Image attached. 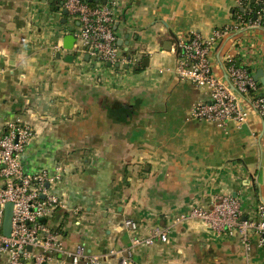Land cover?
<instances>
[{
    "label": "crops",
    "instance_id": "crops-1",
    "mask_svg": "<svg viewBox=\"0 0 264 264\" xmlns=\"http://www.w3.org/2000/svg\"><path fill=\"white\" fill-rule=\"evenodd\" d=\"M52 1L0 0V128L19 121L34 130L21 158L26 172L61 169L54 191L67 210L50 225L65 249L82 244L102 256L100 264H120L126 252L132 264H264V249L246 253L237 238L195 219L175 222L216 196L238 198L246 212L264 200L260 117L250 110L239 129L194 119L206 92L168 71L177 40L231 25L236 0H117L116 45L138 56V71L85 60L77 42L66 50L78 22L63 16L62 0ZM211 60L225 83L228 60L264 75V29L232 31ZM156 230H167L166 242L131 249ZM6 259L0 255V264Z\"/></svg>",
    "mask_w": 264,
    "mask_h": 264
},
{
    "label": "built area",
    "instance_id": "built-area-1",
    "mask_svg": "<svg viewBox=\"0 0 264 264\" xmlns=\"http://www.w3.org/2000/svg\"><path fill=\"white\" fill-rule=\"evenodd\" d=\"M256 2V8L250 4ZM236 0L235 20L231 25L216 29L209 38L191 32L177 40V57L168 70L181 82L204 90L208 102L191 109V117L225 127L229 123L239 129L249 118L250 110L257 113L264 127V93L248 70L228 60L229 82L221 81L214 73L211 52L217 41L234 30L264 29V0ZM72 22H78L73 36L78 43L75 54H87L103 64L135 68L140 65L137 55L121 53L116 45L114 26L117 0L95 4L87 0H62ZM264 133V131H263ZM34 130L16 121L0 128V255L5 264H100L102 256L90 254L82 244L66 250L50 221L57 210H67L65 199L54 188L62 180L61 169L54 172L28 173L22 166V154L34 138ZM264 177V163L261 168ZM12 204L11 230L2 234L4 205ZM188 218L205 224L212 232L235 237L244 251L253 247L264 249V200L253 211H244L241 201L231 195L216 196L209 208H193L187 216H178L175 222ZM123 227L136 231L138 225L124 220ZM167 230L155 231L149 238H135L131 249L151 245L155 240L166 242ZM27 248H30L29 250ZM129 251V250H128ZM115 253L114 251L110 252ZM120 264H132L126 252Z\"/></svg>",
    "mask_w": 264,
    "mask_h": 264
},
{
    "label": "water",
    "instance_id": "water-1",
    "mask_svg": "<svg viewBox=\"0 0 264 264\" xmlns=\"http://www.w3.org/2000/svg\"><path fill=\"white\" fill-rule=\"evenodd\" d=\"M254 0H251V2H253ZM52 0H49V3H52ZM62 5V4H61ZM62 14L63 16H67L68 13L66 11V9H62ZM65 22V19H63V23ZM67 42V44L65 43ZM76 40L75 37L73 35H68L65 39H64V44L63 47L66 50H72L73 45L75 44ZM117 43L120 45V41H117ZM72 56H67L66 60L67 61H72ZM90 57L86 54L84 59L88 60ZM107 66L110 67L111 65L109 63H107ZM115 67H118V64L114 65ZM125 68L127 66H124ZM255 81H260L263 85H264V75L263 72L261 70H258L256 72V74L253 76ZM11 221H12V204L11 203H7L4 205V213H3V222H2V234L5 237H8L10 234V230H11ZM28 250L30 248H27Z\"/></svg>",
    "mask_w": 264,
    "mask_h": 264
},
{
    "label": "trees",
    "instance_id": "trees-1",
    "mask_svg": "<svg viewBox=\"0 0 264 264\" xmlns=\"http://www.w3.org/2000/svg\"><path fill=\"white\" fill-rule=\"evenodd\" d=\"M88 2H89V1H88ZM93 2H94V1H91V2H89V3L94 4ZM250 8H256V2L251 3V4H250ZM127 54H128V53H127ZM139 67H140V66H138V67H137L136 69H134V70H135V71H138Z\"/></svg>",
    "mask_w": 264,
    "mask_h": 264
}]
</instances>
